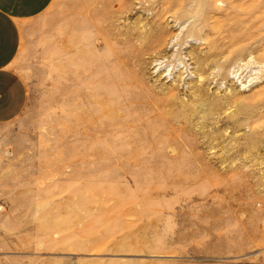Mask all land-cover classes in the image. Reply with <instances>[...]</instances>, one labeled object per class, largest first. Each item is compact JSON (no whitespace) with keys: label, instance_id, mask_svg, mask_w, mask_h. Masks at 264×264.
Returning a JSON list of instances; mask_svg holds the SVG:
<instances>
[{"label":"rangeland","instance_id":"374dc122","mask_svg":"<svg viewBox=\"0 0 264 264\" xmlns=\"http://www.w3.org/2000/svg\"><path fill=\"white\" fill-rule=\"evenodd\" d=\"M0 125V264H264V0H54Z\"/></svg>","mask_w":264,"mask_h":264},{"label":"crops","instance_id":"0c3cea01","mask_svg":"<svg viewBox=\"0 0 264 264\" xmlns=\"http://www.w3.org/2000/svg\"><path fill=\"white\" fill-rule=\"evenodd\" d=\"M54 0H0V125L21 115L27 104V87L16 60L29 23Z\"/></svg>","mask_w":264,"mask_h":264}]
</instances>
